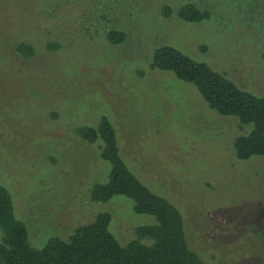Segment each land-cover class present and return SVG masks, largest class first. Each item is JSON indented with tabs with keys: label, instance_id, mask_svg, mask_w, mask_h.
<instances>
[{
	"label": "rangeland",
	"instance_id": "rangeland-1",
	"mask_svg": "<svg viewBox=\"0 0 264 264\" xmlns=\"http://www.w3.org/2000/svg\"><path fill=\"white\" fill-rule=\"evenodd\" d=\"M188 2L210 19L163 16ZM106 26L125 28V42L107 41ZM61 35L66 46L48 50ZM20 39L36 46L34 56L17 52ZM164 44L264 92V0H0V182L33 243L65 237L101 211L128 242L138 222L156 219L125 196L92 200L90 185L108 164L75 132L106 114L126 163L178 206L206 264H264V156L238 159L233 141L248 127L152 67Z\"/></svg>",
	"mask_w": 264,
	"mask_h": 264
},
{
	"label": "trees",
	"instance_id": "trees-1",
	"mask_svg": "<svg viewBox=\"0 0 264 264\" xmlns=\"http://www.w3.org/2000/svg\"><path fill=\"white\" fill-rule=\"evenodd\" d=\"M170 14L191 23L210 19L209 11L193 2L183 4L177 11L166 6L163 16L170 17ZM95 26L93 29L98 33L95 36L100 37L101 23ZM102 29L105 39L114 45L123 44L128 37L123 27ZM81 33L88 36L84 30ZM61 37L49 42L47 49L65 47L68 39ZM17 42L16 50L22 56L29 58L36 54L37 48L32 43L21 39ZM151 62L153 68L173 71L179 79L193 84L211 109L236 117L241 127H248L233 141L238 159L264 156V92L255 93L241 87L226 72L170 44L156 46ZM75 132L88 143L97 145L100 157L108 164L107 178L101 182L99 176L90 185L92 200L107 203L115 196H125L133 200L137 213L153 215L156 222H138L133 238L123 243L111 230L113 214L101 211L91 222L77 226L65 237L54 234L40 244L33 243L26 222L15 213L10 191L0 182V264H206L191 246L178 206L167 196L151 190L126 163L110 117L103 114L97 125H80Z\"/></svg>",
	"mask_w": 264,
	"mask_h": 264
}]
</instances>
